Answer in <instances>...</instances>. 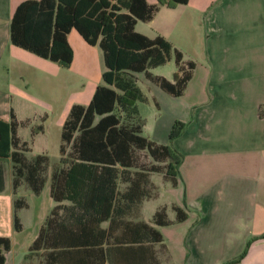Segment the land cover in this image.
<instances>
[{"label": "crops", "instance_id": "crops-1", "mask_svg": "<svg viewBox=\"0 0 264 264\" xmlns=\"http://www.w3.org/2000/svg\"><path fill=\"white\" fill-rule=\"evenodd\" d=\"M23 1L26 0H0V118L9 120L11 111L14 113L19 122L17 135L27 142L29 151L26 156L31 158L34 155H29V143H33L39 133L48 132L47 122L54 105L60 102V86L63 89L65 85L62 80L54 87L50 77L59 75L62 68L76 66L79 77L84 76L86 81L74 100L63 103L54 115L55 123L62 129L71 106L88 104L99 84L95 71L99 46L88 44L75 29H71L67 40L73 59L64 67L12 44L10 21L16 7ZM146 1L158 7L148 22L154 25L158 18L167 15L169 19L164 22L169 24L163 28L157 23L158 26L151 31L139 33L149 38L164 37L181 52L184 66L189 61L195 65L181 97L177 96L189 99L184 101L192 108L187 126L169 143L155 137L151 139L169 144L182 155L175 184L159 173L167 190L165 193L174 197L172 201L160 204L154 213L160 208L175 212V219L171 220L166 211L169 224L156 226L170 257L162 264L172 259L162 232L170 225L181 230L178 236L183 264H225L237 259L239 264H264V238H260L264 234V0H188L186 4L178 3L174 7L161 4L159 0ZM195 16H199L204 42L199 41L196 47L198 51L194 55L201 58L203 64L199 77L193 79L198 64L185 55L178 37L181 34V38H192ZM176 33L178 42L175 41ZM134 75L138 81L137 73ZM144 125L143 120L142 133ZM0 170L3 171L0 235L6 236L2 227L4 224L8 226L11 219L13 226L15 199L10 158L0 159ZM49 174L45 182L50 185ZM154 174L158 173H152L150 180L157 192L140 205L139 221L150 224H153L154 213L148 220L142 218L144 206L162 193L152 181ZM9 184L11 189L7 192ZM26 203L17 210L19 219L21 210L29 207ZM176 208L185 214L184 220H177ZM20 223L19 231L13 227L18 233L23 230L21 219ZM227 233L235 234L229 241H235L233 253L227 245ZM10 242L4 264H23L31 243L17 255L11 239ZM157 256L161 260L158 250Z\"/></svg>", "mask_w": 264, "mask_h": 264}, {"label": "trees", "instance_id": "trees-1", "mask_svg": "<svg viewBox=\"0 0 264 264\" xmlns=\"http://www.w3.org/2000/svg\"><path fill=\"white\" fill-rule=\"evenodd\" d=\"M187 1L159 3L174 7ZM157 8L146 0H26L16 7L10 21L12 44L67 67L73 59L67 35L75 29L85 42L101 48L105 65L103 83L97 85L89 103L73 104L62 125L60 166L50 177L55 206L23 264H31L35 255L37 264H162L155 245L162 244L163 237L156 226L169 224L165 208L154 213L153 224L130 216L153 196L151 173H161L175 184L182 155L169 144L143 135L137 102L146 98L134 73L143 72L177 97L195 65L189 61L184 66L181 52L164 37L149 38L135 30L136 23L150 21ZM172 55L177 64L172 82L150 71ZM18 126L12 111L9 120L0 118V159L13 162L14 191L24 181L38 194L46 180L48 158L26 156L29 147L17 135ZM184 126L175 123L169 140L178 137ZM26 205L24 199H14L16 231L21 229L17 210ZM176 211L177 220H184L185 214ZM10 248V238L0 235V264ZM225 264H239V259Z\"/></svg>", "mask_w": 264, "mask_h": 264}, {"label": "rangeland", "instance_id": "rangeland-1", "mask_svg": "<svg viewBox=\"0 0 264 264\" xmlns=\"http://www.w3.org/2000/svg\"><path fill=\"white\" fill-rule=\"evenodd\" d=\"M194 18L196 19V23L194 24V26H192L194 29L192 28L191 31V39L181 38V34L179 37L177 33L175 34V41L178 42V40H176V37H178L180 41L179 43L182 49H184L185 55L187 57H190V59L193 60L195 64H198L194 72L193 79L199 77L200 71L202 69L201 64H203L202 59L194 55L195 52L198 51L196 47L199 41L200 43L204 42V35L198 19L199 16H195ZM167 19H169V16L167 15L165 17L158 18L154 22V25L153 22L138 21L135 30L137 32L151 31V28L154 29V26H158L157 23H160V26L163 27L166 23L167 25L169 24V22H164ZM97 50L99 52V56L95 64L96 79L99 84H102V72L105 70V65L102 58V51L99 47H97ZM76 69V66L72 68H62L59 75L50 77V83H53L54 87H56L58 81L61 82L62 80H64V88L61 89L60 86V99L56 96V100L59 99L58 101L60 102H57L54 105V111L51 112L50 119L48 120L46 125L48 132H44V134L39 133L35 141L33 143H31L30 141L29 143L31 147V152L29 155L35 156L37 154H44L48 158V168L45 172V176H47L48 173L51 174L53 169H56L60 166L59 147L61 143V128H59L55 123L54 115L56 116L57 110L63 105V103L68 104L69 102L74 100L75 95L78 93L82 85L86 82L84 76L79 77V73ZM174 71H176L174 55H172L165 64L151 69V72L153 74L162 75L163 77L165 76L170 81L173 80ZM137 77V84L139 88L141 89L144 96L148 98L145 101L137 102L139 115L142 117L145 124L143 128V135L148 139H152V137H155L157 140H163L169 143V134L175 123H179L180 125L182 124L183 126L185 125V128L189 122L188 117L191 115L192 108L190 109V106L187 107V105H185L184 103V101H189V99L186 96L180 98L181 96L176 97L166 93L158 85L148 80L143 72L137 73ZM53 86H50V88L53 89ZM155 102L159 103V105L157 106ZM152 181L156 185L160 186V188L157 186V189L162 190V193L158 199L150 200L144 206L142 218L146 220H148L153 215L155 209L160 204L168 203L169 201H172L174 197L166 194L167 190H165L164 185H162V177L161 175H159V173L152 176ZM10 189L11 187L9 184L7 192L8 190L10 191ZM49 189L50 185L47 181L44 183L40 194L35 195L28 189L27 184L22 181L18 191H15V198H22L29 203V207L22 209L20 212V219L23 224V230L19 233L14 231L11 219V222L8 226L4 224V227H2V233L12 240L13 251L17 255L21 251L27 249L28 245H30L32 239L37 234L39 226L41 225V223H43L46 216L50 213L52 207L54 206V201L50 197ZM150 192L152 195H155L157 192L156 186L152 182ZM166 211L168 212V218L174 220L175 212L170 209H167ZM130 217L133 220L141 219L140 207L138 211ZM3 219H5L4 216ZM178 231L181 230H179L176 225L164 227L162 230L165 237V243L168 245L169 249H171L170 251L172 254V259L167 264H183L182 249L179 245ZM234 235L235 234L233 233H227L226 236L230 253H233L235 251L234 249L236 248L235 241L229 243L231 236ZM245 246L246 245H244L239 251H242ZM157 250L161 257V262L169 261L170 257L164 244H158ZM31 257L32 259H30L29 261L31 264H37L39 262L38 255Z\"/></svg>", "mask_w": 264, "mask_h": 264}]
</instances>
